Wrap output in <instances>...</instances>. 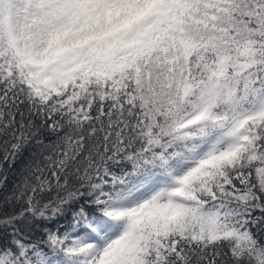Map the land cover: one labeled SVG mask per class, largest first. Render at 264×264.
Wrapping results in <instances>:
<instances>
[{
	"label": "snow or ice",
	"instance_id": "1",
	"mask_svg": "<svg viewBox=\"0 0 264 264\" xmlns=\"http://www.w3.org/2000/svg\"><path fill=\"white\" fill-rule=\"evenodd\" d=\"M0 264H264V0H0Z\"/></svg>",
	"mask_w": 264,
	"mask_h": 264
}]
</instances>
